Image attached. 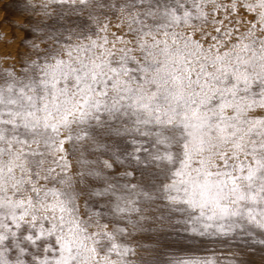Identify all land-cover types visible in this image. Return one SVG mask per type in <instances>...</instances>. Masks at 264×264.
I'll use <instances>...</instances> for the list:
<instances>
[{"label":"snow or ice","instance_id":"snow-or-ice-1","mask_svg":"<svg viewBox=\"0 0 264 264\" xmlns=\"http://www.w3.org/2000/svg\"><path fill=\"white\" fill-rule=\"evenodd\" d=\"M13 8L0 264H264V0Z\"/></svg>","mask_w":264,"mask_h":264},{"label":"rangeland","instance_id":"rangeland-1","mask_svg":"<svg viewBox=\"0 0 264 264\" xmlns=\"http://www.w3.org/2000/svg\"><path fill=\"white\" fill-rule=\"evenodd\" d=\"M0 2H3V0H0ZM9 3L12 2V0H8ZM9 16V18H15L16 16V11L15 9H10L8 11L0 9V21L4 20L5 16ZM13 29L8 27L7 25H4L3 27H0V32H4L7 35L3 40H0V56L4 55L5 52L11 51L13 55L16 54L18 50H20V44H19V38L24 35L23 32L19 30H15V35H13ZM13 41L10 45L5 44V41Z\"/></svg>","mask_w":264,"mask_h":264}]
</instances>
